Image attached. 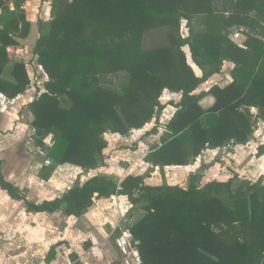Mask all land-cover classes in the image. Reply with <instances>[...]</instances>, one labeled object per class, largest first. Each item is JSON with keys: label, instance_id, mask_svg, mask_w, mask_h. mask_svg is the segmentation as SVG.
Masks as SVG:
<instances>
[{"label": "trees", "instance_id": "16d2710c", "mask_svg": "<svg viewBox=\"0 0 264 264\" xmlns=\"http://www.w3.org/2000/svg\"><path fill=\"white\" fill-rule=\"evenodd\" d=\"M23 3L16 0L12 11L0 0V93L9 100L31 84L26 64L7 50L29 35ZM234 28L245 29L242 46L230 39ZM33 55L48 78L28 105L35 142L60 166L104 167L106 134L128 137L151 121L146 134H156L164 92L182 97L168 104L177 111L144 157L159 168L161 185L97 175L61 198L33 203L0 169V188L13 201L29 213L79 218L97 199L125 196L145 213L127 228L140 264H264V177L253 182L235 173L202 185L210 167L202 165L187 188L165 178L166 167L187 166L206 149L248 145L264 122V0H52L49 30L41 28ZM225 62L233 65L230 84L206 93L203 84ZM207 96L213 103L204 107ZM54 171L45 165L39 178L49 181Z\"/></svg>", "mask_w": 264, "mask_h": 264}, {"label": "crops", "instance_id": "0c3cea01", "mask_svg": "<svg viewBox=\"0 0 264 264\" xmlns=\"http://www.w3.org/2000/svg\"><path fill=\"white\" fill-rule=\"evenodd\" d=\"M15 1L6 0L12 11L15 10ZM23 1L22 9L31 24L29 35L25 39H17L19 45L7 50L12 61L26 64L31 84L23 95L14 100H9L0 93V169L5 179L15 182L21 194L33 203L61 198L76 183H84L97 175L115 177L120 181L129 175L142 176L148 185H161L163 179L159 168L144 162V157L160 144L164 129L153 135L146 134L149 129L133 130L128 137L106 134L108 145L104 151L105 166L89 172L69 164L57 165L36 144L35 129L32 126L34 117L28 105L44 91L43 84L47 81V76L34 57L33 49L41 28L44 33L48 32L46 23L51 21L52 0ZM244 32V28H234L231 30L230 39L242 46L246 40ZM186 51L189 54V50ZM189 63L195 74L201 76V71L190 58ZM232 67L231 63L225 62L223 73L213 76L203 84L205 92L208 93L213 86H228ZM181 97L180 93H171L168 90L164 92L161 103L167 107L160 117L161 127L164 128L177 111L168 104L179 103ZM212 103V97L208 96L202 101L204 107ZM252 112L256 114L257 110L253 109ZM258 123L264 125L262 120ZM51 142V137L44 140L47 147L51 146ZM251 144L252 141L246 146L206 149L187 166L166 167V182L169 185H174L171 182L175 181L185 182L202 165L210 166L203 174L205 183L228 180L231 176L221 174L229 171L222 170L219 162L211 163L215 156L221 157V161L229 158L233 165L229 166L232 171L239 174L241 179L255 182L264 177V174L257 177L260 169L256 170V163L250 162L245 156L252 151ZM259 159L257 164H264V156ZM45 165L55 167L49 181L39 178ZM151 168L154 170L151 175L155 184L150 182L151 178L146 177ZM142 213L143 211L133 208L125 196L97 199L89 211L79 218L66 217L62 211L55 214L29 213L22 202L13 201L0 188V264H129L138 253L133 252L127 259L116 241L128 225L135 224L144 217ZM87 243L88 248H85Z\"/></svg>", "mask_w": 264, "mask_h": 264}, {"label": "rangeland", "instance_id": "374dc122", "mask_svg": "<svg viewBox=\"0 0 264 264\" xmlns=\"http://www.w3.org/2000/svg\"><path fill=\"white\" fill-rule=\"evenodd\" d=\"M49 25H50V22H47L46 23V30H49ZM184 25H185V23H183V28H182V33H183V35H186V29H185V27H184ZM43 76V75H42ZM42 76H41V78H42ZM48 79V78H47ZM259 122V121H258ZM258 124H260V123H258ZM257 124V127H256V130H255V133H254V137L252 138V144H251V146L253 147V149H252V151L251 152H248L245 156L247 157V158H249V161L250 162H254V163H256V170H259L260 169V172L258 173V175H256L257 177L259 176V175H261V174H264V164H257V162H259L260 161V159L259 158H257V152H258V147L259 146H261V145H263L264 144V125L263 124H260V125H258ZM153 126H154V121H151L149 124H147V126H145V128L144 129H149V130H151L152 128H153ZM160 130H158V132L157 133H159L162 129H164L163 127H161V128H159ZM148 130V131H149ZM156 133V134H157ZM255 135H256V137H255ZM215 162H219V164L221 165V168H222V170L224 169V170H228L229 172H224V173H222L221 175L223 176V175H226V176H233L234 174H235V172L234 171H232V169H231V167L233 166L231 163H230V159L228 158L226 161H221V157H218V156H215L214 157V160L211 162V163H215ZM229 166H231V167H229ZM200 169H198L197 171H199ZM154 172V170L151 168V169H149L148 170V173L146 174V177L148 178H151V181L150 182H154V184L156 183L155 181H153L154 180V178H152V175H151V173H153ZM196 173V172H195ZM239 175V174H238ZM156 176V175H155ZM263 176V175H262ZM207 176H205V178H206ZM157 178H158V180L160 181V177L159 176H157ZM190 178V177H189ZM189 178H187V180L185 181V182H179V181H175V182H171L172 184H179V185H184V187L185 188H187V186H188V184H189ZM223 178V177H222ZM17 180V179H16ZM205 182H204V180L202 179V181H201V184L203 185ZM143 215H145V213L143 212L142 213ZM134 217V216H133ZM137 218V217H136ZM129 257H131L130 255H129ZM128 256H127V259L129 258ZM133 259V258H132ZM131 259V260H132ZM132 262V261H131ZM132 264V263H131Z\"/></svg>", "mask_w": 264, "mask_h": 264}, {"label": "built area", "instance_id": "2783aa9c", "mask_svg": "<svg viewBox=\"0 0 264 264\" xmlns=\"http://www.w3.org/2000/svg\"><path fill=\"white\" fill-rule=\"evenodd\" d=\"M132 237L130 234V231L128 229L124 230L121 234V236L117 239L116 243L118 248L121 250L122 254H125L127 256L131 255L133 252H136V249L131 244ZM132 264H140L139 256L138 254L136 257L132 259ZM129 263V264H131Z\"/></svg>", "mask_w": 264, "mask_h": 264}]
</instances>
